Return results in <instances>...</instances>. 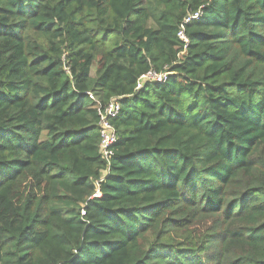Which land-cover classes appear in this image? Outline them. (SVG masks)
<instances>
[{"label":"trees","instance_id":"16d2710c","mask_svg":"<svg viewBox=\"0 0 264 264\" xmlns=\"http://www.w3.org/2000/svg\"><path fill=\"white\" fill-rule=\"evenodd\" d=\"M0 264H264V0H0Z\"/></svg>","mask_w":264,"mask_h":264},{"label":"built area","instance_id":"2783aa9c","mask_svg":"<svg viewBox=\"0 0 264 264\" xmlns=\"http://www.w3.org/2000/svg\"><path fill=\"white\" fill-rule=\"evenodd\" d=\"M198 14L189 16L185 19L183 24L181 25L180 31L178 33V38L187 45V38L184 34V26L191 22V20L197 19ZM168 78V73H155L153 71L147 72L145 75L141 76L138 80L136 90L140 89L147 82H156V83H164ZM90 99L94 102L98 103L97 100L88 93ZM120 107L119 104L112 100L106 106L101 107L98 105L97 114L99 118L98 129L100 135V143H99V153L103 160L106 163H109L110 158L112 157L111 147L116 143L117 136L111 125V120L115 119L119 113ZM82 215L84 213L82 212Z\"/></svg>","mask_w":264,"mask_h":264}]
</instances>
